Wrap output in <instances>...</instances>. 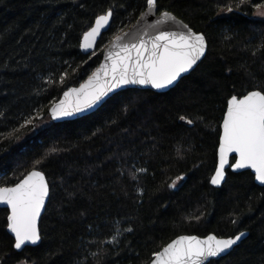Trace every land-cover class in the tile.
I'll return each mask as SVG.
<instances>
[{
    "label": "trees",
    "instance_id": "trees-1",
    "mask_svg": "<svg viewBox=\"0 0 264 264\" xmlns=\"http://www.w3.org/2000/svg\"><path fill=\"white\" fill-rule=\"evenodd\" d=\"M263 3L158 0L207 38L197 68L168 92L124 90L88 116L54 123L51 105L92 74L147 2L0 0V186L35 168L51 188L38 246L18 252L0 208V264H149L177 236L245 231L211 264H264V186L231 170L220 188L210 184L227 101L264 90V20L254 17ZM108 10L111 28L84 55L83 34Z\"/></svg>",
    "mask_w": 264,
    "mask_h": 264
},
{
    "label": "snow or ice",
    "instance_id": "snow-or-ice-1",
    "mask_svg": "<svg viewBox=\"0 0 264 264\" xmlns=\"http://www.w3.org/2000/svg\"><path fill=\"white\" fill-rule=\"evenodd\" d=\"M146 2L147 12L141 19L157 9V0ZM112 16L111 10L99 15L94 26L83 34L81 47L86 52L95 49L97 38L109 25ZM162 16L163 23L175 21L168 12H163ZM182 27L186 31L157 30L150 35L148 31L140 30L138 33L116 35L105 54L104 63L79 88H71L64 93V99L50 109L52 118L60 119L86 111L110 92L124 86H150L161 90L174 85L182 74L197 64L207 48L203 34L192 31L187 25ZM66 75L63 74L60 83ZM33 119L35 117L29 118L26 123L32 124ZM180 119L185 120L186 117L181 116ZM192 122L187 120L189 124ZM230 157L235 160L231 165ZM229 166L234 170H254L255 179L264 184V90L250 91L242 98L233 95L227 101L219 137L218 164L210 181L212 185L221 184ZM170 186L175 187V183ZM48 196L49 183L44 173L35 168L14 186H0V204L10 208L7 227L14 234L16 249L40 242L39 222ZM116 233L119 234L118 227ZM244 235L240 232L234 237L218 238L213 234L203 239L182 235L154 253L152 264H211L210 258L227 252ZM111 243H115V238Z\"/></svg>",
    "mask_w": 264,
    "mask_h": 264
},
{
    "label": "water",
    "instance_id": "water-1",
    "mask_svg": "<svg viewBox=\"0 0 264 264\" xmlns=\"http://www.w3.org/2000/svg\"><path fill=\"white\" fill-rule=\"evenodd\" d=\"M147 12V7L145 9V11L142 13V15L138 18V20L127 30L123 31L122 33H120L119 35H123L124 33H129V34H133V33H138V31L140 30H145V31H148L149 34H154L157 30H171V31H186V29H184L182 27V25H187L188 28H190L192 31L196 32L195 30H193L185 21H183L181 18L177 17L174 13L170 12V11H167V10H164V11H160L159 10V7H158V0H157V9L156 11L152 14V15H149L147 16L145 19H141L142 16H144V14ZM163 12H168L170 15L174 16L175 17V21H169L168 23H163V16H162V13ZM112 19H113V16L109 22V25L102 30L101 32V35L100 37L97 38V41H96V47L95 49H91L89 51H85L82 47H81V51L84 55H91L93 54L96 49H97V45L98 43L100 42L102 36L111 28V24H112ZM159 22V23H158ZM95 23V22H94ZM94 26V24H93ZM90 30V29H89ZM198 33V32H196ZM198 34H203V33H198ZM204 35V34H203ZM205 36V35H204ZM130 38H135V37H131ZM206 39V42H207V48H206V51H205V55L203 57H201V59L199 61H197V64L193 66V68L188 72V73H184L182 74L181 78L175 82L174 85L172 86H169V88L167 89H161V90H157V89H154V88H151L150 86H140V85H128V86H124L120 89H116L115 91L113 92H110L107 96H105L99 103H97L95 106H93L92 108H89L87 109L86 111H83V112H78V113H75L74 115H71V116H68V117H63V118H60V119H54L52 118L51 116V113H50V109L55 105V104H59L63 99H64V93L66 91H68L69 89L71 88H79L81 84H83L100 66L101 64L104 63V60H105V54L106 52L111 48L112 46V42L114 40V38L107 44V46L104 48V51H103V54H102V60H101V63L100 65L92 72V74L90 76H88L84 81H82L79 85L77 86H72V87H69L68 89H66L62 95L60 96V98L58 100H56L52 105L51 107L49 108V115L51 117V120L54 122V123H61V122H67V121H74V120H77V119H80L82 117H85V116H88L94 112H96L99 108H101L111 97H113L115 94L121 92V91H124V90H128V89H138V90H151V91H154L156 93H165V92H168L169 90L173 89L174 87L177 86V84L180 82L181 79H183L184 77L188 76L193 70H195L197 68V66L201 63V61L206 57L207 55V52H208V41H207V38L205 37ZM82 41H83V37H82V40H81V44H82ZM239 97V96H238ZM243 97V96H242ZM241 97V98H242ZM223 122V121H222ZM221 134H222V124H221ZM233 157H236V154H233ZM233 157H230L229 158V165L233 164L235 162V160L233 159ZM238 158V157H236ZM217 164H218V150H217ZM217 167V166H216ZM36 170H39V169H36ZM228 170H231L232 172L234 173H242V172H245V171H250L254 177H255V173H254V170L252 169H237V170H234L232 169L230 166L227 167L225 169V177H224V180L221 182L220 185H212L211 182L210 184L213 186V187H216V188H220L227 180V175H228ZM41 171V170H39ZM43 172V171H42ZM44 173V172H43ZM215 174V171L213 173V175ZM45 175V173H44ZM212 175V176H213ZM45 178L47 179L46 175H45ZM212 178V177H211ZM23 179V178H22ZM48 181V179H47ZM211 181V180H210ZM255 182L257 185H260V186H264V184H261L259 181H257L255 179ZM49 183V181H48ZM14 186V185H13ZM10 187V186H9ZM50 195H51V188H50V184H49V196L47 198V200L45 201V207L44 209L42 210L41 212V217H40V222H39V228H40V223H41V219L46 211V207L49 203V200H50ZM0 208H3V209H7L8 210V215H10V208L6 205H3V204H0ZM7 231L9 233V235L14 239V234H12L8 227H7ZM245 233L244 236L241 237V239L235 244L233 245V247L231 249H229L227 252L221 254V256L219 257H214V258H210V261H214V260H219L223 257H226L228 256L229 254H231L237 246H239L244 240L245 238L248 236V232H243ZM214 233H211V234H208V235H213ZM208 235L206 236H198V235H195V236H198L200 238H206ZM216 235V234H214ZM237 235V234H236ZM182 236V235H180ZM217 236V235H216ZM179 236H177L176 238H174L173 240L177 239ZM218 238H230V237H234V236H230V237H219L217 236ZM173 240H171L169 243H171ZM41 242V240H40ZM40 242H38V244L36 245H31V244H28V245H25L24 247H22L21 249H16L18 252H21L23 251L26 247H35V246H38L40 244ZM168 243V244H169ZM168 244H166L164 247H166ZM163 247V248H164ZM162 248V249H163ZM161 249V250H162ZM160 250V251H161ZM153 260V259H152ZM152 260L150 261L149 264H152Z\"/></svg>",
    "mask_w": 264,
    "mask_h": 264
},
{
    "label": "rangeland",
    "instance_id": "rangeland-1",
    "mask_svg": "<svg viewBox=\"0 0 264 264\" xmlns=\"http://www.w3.org/2000/svg\"><path fill=\"white\" fill-rule=\"evenodd\" d=\"M254 17L258 20H264V3L256 8ZM45 123H47V121H45Z\"/></svg>",
    "mask_w": 264,
    "mask_h": 264
}]
</instances>
